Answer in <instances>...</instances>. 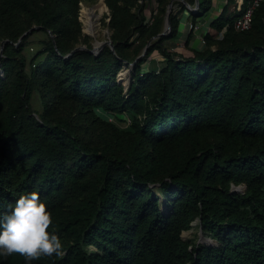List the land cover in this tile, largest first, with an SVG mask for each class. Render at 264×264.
I'll return each instance as SVG.
<instances>
[{"label": "trees", "instance_id": "obj_1", "mask_svg": "<svg viewBox=\"0 0 264 264\" xmlns=\"http://www.w3.org/2000/svg\"><path fill=\"white\" fill-rule=\"evenodd\" d=\"M148 1L104 0L114 49L93 53L72 51L92 47L81 0H0V215L39 191L65 249L32 264H264V0L247 30L233 22L249 0H226L191 55L166 44L196 3L177 0L125 85L164 27L170 0L150 18ZM155 50L163 64L147 67ZM193 221L208 241L182 237Z\"/></svg>", "mask_w": 264, "mask_h": 264}, {"label": "clouds", "instance_id": "obj_2", "mask_svg": "<svg viewBox=\"0 0 264 264\" xmlns=\"http://www.w3.org/2000/svg\"><path fill=\"white\" fill-rule=\"evenodd\" d=\"M53 217L39 191L22 193L11 210L0 215V254L18 252L25 264L41 256H63L65 249L60 235L49 231Z\"/></svg>", "mask_w": 264, "mask_h": 264}, {"label": "rangeland", "instance_id": "obj_3", "mask_svg": "<svg viewBox=\"0 0 264 264\" xmlns=\"http://www.w3.org/2000/svg\"><path fill=\"white\" fill-rule=\"evenodd\" d=\"M98 1L99 0H81V2H80V14H79V18H80V20L82 22V30H83V32L85 34H87L90 37V41H91L92 46H93L95 40H105V39H108V38L111 37V34H112V31H111V29H110V27L108 25L109 17H107V15L109 14V9H107V11L105 12V14L101 17V19L99 21V28L100 29H99V32L97 33V35L94 36V35L89 34L87 31H85L84 22H83V16H82V9H83L84 6L91 7V6L95 5ZM176 1L177 0H175L174 3H176ZM155 8H156V2H155V0H149L147 2L146 8H145L146 15L148 17H150L151 14H152L153 9H155ZM178 8H179V4L178 3L174 4L173 10L178 9ZM189 10H190L189 8L185 7V11L186 12H190ZM205 13H206V17H209L210 11H207ZM216 16H213V17H216ZM187 26H188V29L191 30L189 28V23L187 24ZM202 32L205 33L204 32V29L202 30ZM183 42H184V44H183ZM197 42H198V40H196V43ZM166 44L169 45V46H173V49L174 50H176L178 52H181V53H183L184 47H187V48H189L191 50L193 48V47H191L189 45V43H186V41H184V40L177 41L176 38H174L173 40L172 39L171 40L170 39L167 40L166 41ZM141 52H140V54H141ZM191 54L192 53H189L188 52V54H186V55H191ZM144 55L142 57H144ZM163 59H164L163 56L157 50H155V51H153L146 58V61L144 63H145V65L147 67L157 68V67H159L160 65L163 64ZM122 70L125 71V65L120 70L121 73L123 72ZM129 72L130 71H127L126 79H124L122 77V81L125 84H128L129 81H130ZM121 73L119 72L118 73V76L120 75V77H121ZM100 114L102 115L103 112L101 111ZM105 116L107 117V115H105ZM107 118H108V120L113 121L116 124H118L120 127H126L128 125L127 118L124 115H119L118 117L108 116ZM182 237L184 239H186V240H190V241H193V242L208 241V237L205 235V233H203L201 227L197 224V221H193L192 222V227L190 229L185 230V231L182 232Z\"/></svg>", "mask_w": 264, "mask_h": 264}, {"label": "crops", "instance_id": "obj_4", "mask_svg": "<svg viewBox=\"0 0 264 264\" xmlns=\"http://www.w3.org/2000/svg\"><path fill=\"white\" fill-rule=\"evenodd\" d=\"M225 3H226V0H212V6L208 10V11H210L209 17H206V13H205V14H202L197 19L200 21L199 27H198V29L193 30L191 39L189 41V45L191 47L200 48L203 46L202 41H201V35L203 34V32H202L203 29H204V32L210 31L213 33L215 31V29L211 26V21L213 20V18H215L213 16L219 15V13L223 9ZM189 21H193L191 18V14H190V12H186L185 8H184L183 11L180 13L179 31L175 37L177 41H179V40L186 41L187 40L188 34L190 32V30L188 29V26H187ZM196 40H198L197 43H196ZM183 44H184V42H183ZM188 52L192 53V50L187 48V47H184L183 53L188 54Z\"/></svg>", "mask_w": 264, "mask_h": 264}, {"label": "water", "instance_id": "obj_5", "mask_svg": "<svg viewBox=\"0 0 264 264\" xmlns=\"http://www.w3.org/2000/svg\"><path fill=\"white\" fill-rule=\"evenodd\" d=\"M174 1L175 0H170L169 3H168V6H167V10H166V15H165V22H164V27H163V30L161 32H159L158 34H156L155 36H153L148 42L147 44L144 46L141 54H139L135 60L131 63H128L126 62L125 63V70L127 71H130L132 66L134 65V63L136 61H138L147 51L151 41L155 38H159L163 35H166V34H169L170 32V29H171V20H170V13L171 11L173 10V6H174ZM198 2L199 0H196V3H195V8H198ZM186 3V2H185ZM187 4V3H186ZM108 8V6H107ZM109 9V8H108ZM194 9V8H193ZM39 26L38 25H35V26H32L30 27L29 29H27L26 31H24L22 33V35L19 37V40H21L24 36H26L27 34L33 32V30L37 29ZM90 34V33H89ZM18 40V41H19ZM8 41L7 39L3 40L1 42V46H0V57L3 53V47H4V43ZM18 43V42H17ZM16 43V44H17ZM106 45H109L112 49H114V43H113V40L112 38H108V39H105V40H95L93 46L91 48L87 47L86 44H80V45H77L75 48H73L72 51H75L77 49H86L90 52H93V53H98L104 46ZM71 53V52H70ZM121 73V71H120ZM131 78V77H130ZM118 79L119 80H122V77H120V75L118 76ZM125 84V83H124ZM125 85H128V84H125ZM237 188V187H236Z\"/></svg>", "mask_w": 264, "mask_h": 264}, {"label": "built area", "instance_id": "obj_6", "mask_svg": "<svg viewBox=\"0 0 264 264\" xmlns=\"http://www.w3.org/2000/svg\"><path fill=\"white\" fill-rule=\"evenodd\" d=\"M240 1H242V0H240ZM261 1L262 0H249L248 4L246 5L244 10L242 11L241 15L238 16L234 20V22H233L234 29H236V30H247V29H249L251 27L252 21H253L254 10L259 6ZM186 7L191 10V9L195 8V4L191 5V4L187 3ZM197 19L194 22L193 21L189 22V28L190 29H193V30L198 29L200 21L197 20ZM225 29H226V27H224L222 30H220L218 33H216V37H219V38L222 37ZM203 34L201 35L202 44L204 43ZM127 122H129L128 118H127Z\"/></svg>", "mask_w": 264, "mask_h": 264}, {"label": "bare ground", "instance_id": "obj_7", "mask_svg": "<svg viewBox=\"0 0 264 264\" xmlns=\"http://www.w3.org/2000/svg\"><path fill=\"white\" fill-rule=\"evenodd\" d=\"M107 5L104 0H99L95 5L91 7L84 6L82 9V16L85 31L90 33L91 35H97L99 32V21L101 17L107 11ZM121 76L126 79L127 70H122ZM103 115H107L103 112ZM108 117V116H107Z\"/></svg>", "mask_w": 264, "mask_h": 264}]
</instances>
